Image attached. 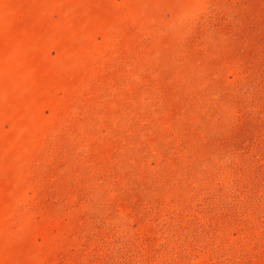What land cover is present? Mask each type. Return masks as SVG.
Masks as SVG:
<instances>
[{
    "label": "rangeland",
    "instance_id": "rangeland-1",
    "mask_svg": "<svg viewBox=\"0 0 264 264\" xmlns=\"http://www.w3.org/2000/svg\"><path fill=\"white\" fill-rule=\"evenodd\" d=\"M0 264H264V0H0Z\"/></svg>",
    "mask_w": 264,
    "mask_h": 264
}]
</instances>
